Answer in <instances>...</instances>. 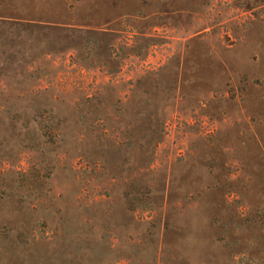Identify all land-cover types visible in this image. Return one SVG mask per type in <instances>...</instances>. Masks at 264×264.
I'll use <instances>...</instances> for the list:
<instances>
[{
	"label": "rangeland",
	"instance_id": "rangeland-1",
	"mask_svg": "<svg viewBox=\"0 0 264 264\" xmlns=\"http://www.w3.org/2000/svg\"><path fill=\"white\" fill-rule=\"evenodd\" d=\"M0 264H264V0H0Z\"/></svg>",
	"mask_w": 264,
	"mask_h": 264
}]
</instances>
